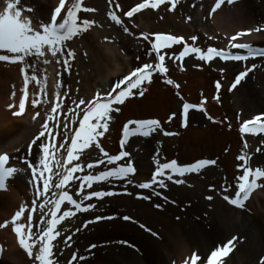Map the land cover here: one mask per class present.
<instances>
[{
    "label": "rangeland",
    "instance_id": "rangeland-1",
    "mask_svg": "<svg viewBox=\"0 0 264 264\" xmlns=\"http://www.w3.org/2000/svg\"><path fill=\"white\" fill-rule=\"evenodd\" d=\"M8 2L9 0L3 2L0 0L1 11ZM73 2L74 0H68V6ZM139 2L142 0H113L111 4L108 3V0H83L82 9L78 13V22L83 20L95 22L87 31H81L73 39L65 42L63 51L56 58H53L50 53L44 57H25L24 66L27 68L30 65L31 71H36V76H38L42 86L41 96L44 106L41 108L44 110L38 109L40 113L38 123H40L41 129L44 123L49 124L48 131L54 133L51 143L59 145L67 141L70 144L76 125L82 116L80 109L77 108L80 99L91 100L97 92L107 93L118 79H122L124 75L136 67L145 63L155 64L158 62L157 55L152 50V44L155 41L154 34L161 33L184 37L185 44L199 47L204 51L209 47L223 49L222 47L226 45L222 40H216V37H206V33L202 30L204 25H209L215 21L217 13L210 14L215 0L179 1L174 11H169L171 5L168 4L161 5L158 9L142 10L132 18L123 15L124 12ZM117 4L120 7H116ZM58 5L59 0H20L19 3L22 10L25 8L33 9L31 12L22 11V17L28 15L32 20V27L36 29H39L41 23L50 22L51 12ZM85 8L95 9V11H84ZM220 11H222L221 16L224 19L234 13L236 17L241 15L236 24H241L242 27L235 28L233 32L253 30L252 32L260 36L259 40L252 42L253 47L264 49V0H238L235 5L225 3ZM109 12H115L119 15L123 20V25L112 21L108 15ZM63 15H66V10H62ZM189 17H191L190 20ZM180 26L185 27L184 32L187 31L180 33ZM125 27L129 29V32L124 31ZM256 28H260L261 31H254ZM144 35H148L149 40H144ZM193 36L197 39L192 40ZM182 48L181 43L160 50V54L165 55V66L168 68V72L166 74L158 73L152 77L151 83L145 82L143 89L146 91L143 97L136 95L129 98L124 105L119 106L121 111L119 113L114 112L112 119L108 121V131L102 137L97 138L109 155H118L120 152L126 151L129 153L128 157L123 158L116 165L105 163L89 169L87 165L102 158L103 154L96 147L84 149L82 152L78 151L77 154L80 159L74 164L79 163L83 169V171L75 174L79 177L86 174H98L108 167L129 162L135 167L136 172L130 174L128 178H110L108 181L95 183L91 189L84 186L83 192L85 194L89 191L104 190L114 191L119 195L105 197L103 200L92 198L91 201H85V204L90 202L96 207L88 212H78L75 217L67 218L62 222V225L59 226L61 236L54 242L55 254L53 259L55 264H69L73 254H76L77 259L72 264H78L80 247L89 242L90 239L87 237L91 238L100 225L103 231L115 230L119 223L136 225L142 231L145 229L140 228L139 224H144L147 228L152 229V232L158 233V236L155 237L163 240L166 244L177 243L179 232L176 230L178 226L174 227L177 222L182 231H187V225L196 222L211 230L215 224L221 223L215 206L219 203L222 204V202L230 203L224 199V196L234 197L238 177L243 174V169L240 167L243 162L238 157L245 155L248 157V167L253 170L257 167L264 170V132L256 131V129L251 133L241 132L245 121H254L257 116H261L264 120V114H259L264 111L262 109L264 102V56L252 57L247 61H224L216 58L209 63L197 59L196 54L179 57ZM232 51H236L238 54L246 53L245 50ZM69 52L74 55H68ZM0 55H10V53L6 50H0ZM45 59L49 60V63H44ZM64 61L67 63L65 64ZM3 62L0 61V64ZM253 65H255L254 68ZM248 69L252 70L235 89H232L231 86L235 82L236 76ZM170 78L174 79L172 85L165 82ZM217 82H220L221 85L219 90L216 87ZM249 82L253 84L255 90H258L260 98L263 97L259 100L258 107L255 103L251 104L246 93ZM176 84L179 85V88L175 87ZM17 91L18 89H16L15 94ZM23 95L24 89L18 95L3 98L0 115H5V122L8 118L23 120L24 114L19 117L12 114L14 110H18L19 100ZM185 100L199 103L206 110H189L186 127L180 123L179 109ZM10 104L16 105V108H10ZM57 104L60 107L56 113H52L51 108ZM73 109H76V113H80V115L73 113ZM173 113L175 114L174 117L172 116ZM49 115H53L55 119L48 121ZM170 117L172 118L169 119ZM127 118H130L128 122L133 121L131 118L156 119L160 122V127L148 136L130 134L124 139L122 132ZM260 122L258 121V123ZM13 125L17 130L10 136L1 135L0 147H7L25 132L23 122L15 121ZM65 125L67 126L65 127ZM165 132L176 133V135H165ZM43 140L44 138H42V142ZM121 141L124 143L122 144ZM20 149L19 147L13 155L9 156L8 162L21 169L24 176L26 175L25 171H27V175L32 178L31 169L25 163L27 152L23 153ZM5 152L8 153V151ZM38 153L39 150L37 149V166ZM64 153L66 154L64 149L56 151V159L66 162ZM154 158L160 160L161 163L176 160L181 166L201 159L215 160L216 164L206 166L198 172L174 176V180L180 179L184 183L177 184L174 180L166 181V188L161 189L159 186H154V192L153 189L138 187L140 183L151 180L156 167ZM51 166L54 173L64 171L62 168L57 169L54 162ZM8 167L12 166L8 165ZM53 180L58 182L59 177L53 175ZM258 183L264 185V178ZM30 184L33 188V184ZM81 184L82 181H72L65 190L69 191L74 198L80 199L77 190L81 188ZM52 191L58 192L59 189L53 188ZM157 192L160 195H156ZM128 193H135L134 198L138 199L137 201L144 200L138 198L139 194V196H150L149 203H154V197H159L160 199H156L168 205H175L178 213L170 219L171 224H174L173 227L172 225L164 224V227L162 224H158L159 221L153 214H150V211L139 213L138 210V213L142 214L143 217L135 216L137 211L134 206L131 205L128 208L124 205L127 204L125 201L129 199L123 197ZM263 195L264 187L256 188L251 193L250 198L246 200L244 207L238 206L236 210L239 212L240 221L236 228L228 230L223 236V243L229 245V242H233L237 235L245 232V229H252L254 234H256L255 230L262 229L264 231ZM49 198L55 199L56 197L50 193L49 197L37 200L38 205L43 204ZM230 205L234 207L233 204ZM68 208H72V206L62 205V210ZM41 211L39 209L38 212H35L38 218L46 219L49 217L47 215L42 217ZM43 212L46 213L47 208ZM28 213H31V209ZM123 215H132L138 223L124 221ZM96 216H114L116 219L99 221L87 228L83 227L86 221L92 220ZM12 217L11 214H8L2 223L8 221L10 226ZM77 228H80L79 232L76 231ZM164 229L170 234L169 238L163 236ZM69 235L72 236V240L65 243L66 237ZM232 245V250L236 249L234 252L237 251V255L239 249ZM4 252L6 253L5 245ZM5 253L1 256L0 264L11 263L12 258L8 253ZM175 255L176 253L170 254L172 258ZM207 257L204 264L207 262ZM263 257L264 253L262 252L258 259ZM230 260L231 257H228L223 264H231ZM257 262L259 261L257 260Z\"/></svg>",
    "mask_w": 264,
    "mask_h": 264
},
{
    "label": "snow or ice",
    "instance_id": "snow-or-ice-1",
    "mask_svg": "<svg viewBox=\"0 0 264 264\" xmlns=\"http://www.w3.org/2000/svg\"><path fill=\"white\" fill-rule=\"evenodd\" d=\"M20 0H9L7 6L0 11V50H6L10 55H0V61L9 63H24L25 57L37 56L44 57L48 53L51 54L53 58H56L59 53L63 51L65 42L70 41L78 35L81 31H87L94 21L83 20L78 22V13L82 9L83 0H74L70 6H68V0H59V5L54 8L51 12L50 22L41 23L39 29L32 27L31 18L22 17V11H33L31 8L21 9L19 7ZM108 3H113V0H108ZM179 0H142L131 7L130 10L123 13L124 16L129 18L134 17L137 13H140L145 9H158L161 5L170 4L171 7L169 11H174ZM227 3L229 5H235L238 0H215L214 5L211 8L212 13H216L222 8V6ZM120 7V5H116ZM62 10H66V15L62 16ZM84 11H95V9H83ZM109 17L116 24L123 25V20L115 12H109ZM191 17H189V20ZM127 33L129 29L124 28ZM253 30L239 31L234 35L230 36L228 41V48L232 50H245L246 54H238L236 51L217 49L215 47H209L206 51L199 47H188L185 46L183 51L179 53V57L188 56L190 53L197 55V59L205 62H212L216 58H220L224 61H247L249 58L256 56H264V49H256L250 43L237 42L240 37H245L251 35ZM254 31H261L260 28H256ZM143 35V34H142ZM155 41L152 44V50L156 53L158 58V63H145L142 66L136 67L134 70L124 75L122 79H118L114 86L104 94L97 92L95 97L91 100L80 99L77 103V108L80 109L82 113V119L79 120V127L75 130L74 135L71 137L70 144L65 141L64 144H54L51 143V139L54 138V133L49 132V124L46 122L42 125V130L36 135L31 143L28 145L29 155L32 153L33 147L39 150L38 156V166L34 164L31 160L25 159V163L31 169L33 186L36 188L38 198L48 197L51 193L55 196V199H46L43 204H39L38 207L41 211L42 217L47 215L50 218L46 221L41 219L42 227L37 232L33 224L32 214H25V206L21 205L19 210L16 211L15 215L12 217V224L15 225L14 231L17 234L19 245L25 250L28 257L32 258L37 264H55L53 259L55 241L61 236V231L59 226L62 225L67 218L75 217L78 212H88L94 209L96 205L92 203L85 204V201H91L92 198L98 200H103L105 197L119 195L114 191H89L87 194L83 192L84 186L91 189L95 183L108 181L110 178L124 179L128 178L130 174H135L136 169L132 163H126L123 165H117L106 168V170L100 171L98 174H86L83 177L75 175L78 172L83 171L79 163L80 156L77 154L78 151L82 152L84 149H91L96 147L103 154L102 158L96 160L94 163H89L87 167L89 169L93 168L95 165H116L117 162L121 161L123 158L129 156L126 151L120 152L118 155H109L103 147L100 145L98 137H102L109 129L108 121L112 119V114L119 113L122 106L126 103L129 98L139 95L143 97L146 89H143L145 82L151 83L153 73L166 74L168 68L165 66V55L160 54L162 48H168L174 44H181L184 41V37H177L170 34H154ZM144 40H149L148 35L143 36ZM192 40H196L197 37L193 36ZM68 55H74L69 52ZM44 63H49V60L45 59ZM66 64L67 61H64ZM253 68L255 65L252 66ZM252 69L240 72L236 78L235 82L232 84L231 88L235 89L241 81L248 75ZM21 73L24 75L25 90L24 95L19 100L18 110L13 111L14 116H22L26 110V99L28 96L27 85L29 83V77L26 68L20 69ZM223 71V69H221ZM32 79H36L35 76ZM167 84L172 85L174 82L171 79L165 81ZM220 82H217L216 87L219 90ZM175 87L179 88L176 84ZM143 89V90H142ZM231 90V89H230ZM15 96V93L12 94ZM219 98L218 96L216 97ZM38 101L33 100L32 104L36 105ZM84 106V107H81ZM10 108L15 109L16 105H9ZM60 107L57 104L55 107L51 108L52 113H56L57 109ZM197 109L200 111H206L202 105H193L189 103L183 104V117L184 123L182 126H187V121L189 117V110ZM76 113V109L72 110ZM80 113H76L78 116ZM40 116L37 112L33 119ZM174 117L175 114L173 113ZM170 117L169 119H171ZM48 121H53L55 117L49 115L47 117ZM209 119H212L209 117ZM256 121H261L259 124ZM135 124L138 127L132 129V134H141L143 136H148L154 132L158 127H160V122L156 119L150 120H138L129 121L124 125L123 135L125 138L129 136V125ZM251 125V126H250ZM67 125H65L66 127ZM260 132H264V120L261 116L255 117L254 121H245L241 132L251 133L254 129ZM165 135H176V133L165 132ZM42 138H44L42 142ZM123 144L124 141H121ZM247 147V145H245ZM59 149H64L67 153L66 162L57 160L55 153ZM260 151V149H257ZM10 157L7 153L0 154V189L6 190V181L8 178L12 177L18 170L14 167L6 166ZM240 161L243 162L240 167L243 169V174L238 177L237 190L235 191V197H230L225 195L224 199L229 201L233 205L243 206V201L250 198L251 193L259 187H264L258 183L262 178H264V170L257 167L252 169L247 166L248 157L245 155H240L238 157ZM55 163L57 169L62 168L64 171L54 173L52 163ZM155 171L153 172L152 178L149 182L140 183L138 185L141 189H153L154 186H159L161 189L167 187L166 181H173L174 176H184L188 173L198 172L200 169L215 165V160L201 159L194 163L181 166L176 160H171L170 162L161 163L160 160L155 159ZM74 166H71L73 165ZM53 175L59 177L58 182L53 180ZM82 181L81 188L77 190L80 199L74 198L69 191L65 190L70 182L72 181ZM42 182V187H41ZM175 183H184L183 180L175 179ZM59 189V192H53L52 189ZM160 195V193H155ZM139 199H151L150 196H139ZM165 199H167L165 197ZM211 199V197H208ZM71 205L72 208L62 210V205ZM156 208H161L162 205H155ZM47 208V212L43 210ZM74 208V210H73ZM37 210L36 202H33V207L31 212ZM62 213V214H61ZM24 217L26 223L20 222L21 217ZM114 216H96L92 220H88L83 224L84 228H87L91 224H95L99 221L114 220ZM122 219L124 221L138 223L132 215H123ZM179 219V218H178ZM9 226V222L5 221L0 224V228H6ZM139 227L150 232L153 236H158V233L152 232V229L147 228L144 224H139ZM77 232L80 228L76 229ZM72 240V236L66 237L65 243ZM232 241L226 247L218 248L211 252L207 257V264H223V258L227 257L232 251ZM95 248L96 245H91ZM3 253V249L0 248V254ZM77 259L76 254H73L72 260L69 264ZM81 259H83L81 257ZM183 264H204V260L196 254L192 253L190 257L183 261ZM260 264H264V259H261Z\"/></svg>",
    "mask_w": 264,
    "mask_h": 264
},
{
    "label": "bare ground",
    "instance_id": "bare-ground-1",
    "mask_svg": "<svg viewBox=\"0 0 264 264\" xmlns=\"http://www.w3.org/2000/svg\"><path fill=\"white\" fill-rule=\"evenodd\" d=\"M216 13L215 21L211 22L209 25H204L202 30H204L208 38L213 36L226 44L230 36L235 34L233 32L234 29L242 27L241 24H236V21L239 20L241 15L236 17L234 13L232 16L224 19L221 16L222 11L219 10ZM180 27V33H185L187 31L184 32V26ZM259 38V35L251 32V35L241 37L240 42H255L259 40ZM227 47L228 45L225 48ZM21 68H26L24 63L14 64L3 62L0 64V109L3 105V98H8V96L15 93L16 89H18V91L15 95H18L23 89L25 90L24 75L20 71ZM31 69L30 65L26 68L29 83L27 85L28 96L26 99L25 117L22 118L23 120L8 118L5 122V115H0V136H10L14 134L17 130L13 125L15 121L25 124V132H23L18 139L8 144L7 147L3 148V146H1L0 154H4V151H8L7 154L9 156L13 155L15 150L20 147L21 152H27L25 158L37 164V148L33 147L32 153L29 155L28 145L42 130L40 123H38V119L40 118L37 117L33 119V117L38 112V109L44 110L41 108V106H44V101H42V86L39 83L38 76H36L37 73L36 71H31ZM33 76H35L36 79H32ZM247 87L248 91L246 93L251 104L255 103L258 107L259 100L263 99V97L260 98L258 90L254 89L252 83L249 82ZM33 100L38 101V103L33 105ZM262 109H264V102L262 103ZM259 114H264V111ZM8 165L16 168L18 171L7 179L6 190L0 189V224L7 218L8 214L14 216L21 205L25 206V214H27L29 209H32L34 201L37 205L36 211L38 212L39 210L37 200L40 198L37 196L36 188H34V186L33 188L31 187L30 181L32 178L27 175V171H25L26 175L24 176L23 171L17 166L10 164V162L7 163V166ZM134 194L135 193H128L123 198L129 199L125 201L127 202V204H124L126 207L130 208L131 205L134 206L137 211L135 216L143 217L142 214L139 213L150 211V214H153L157 221H159L157 222L158 224H162L164 227L165 225H172L173 227L174 224H171L170 219H172L171 217L173 215L178 213L175 205L165 204L159 201V197H154V203H149V200L146 199L137 201L138 199L134 198ZM128 196L135 200H131ZM157 204L162 205V207L156 208L155 205ZM215 210L221 223L215 224L211 230L206 229L196 222L192 225H187V231H182L177 222L174 227L178 226L176 231L179 232V237L177 243L173 242V244H166L163 240L153 236L146 230L140 231L136 225L132 226L119 223L118 227H115V230L107 229L105 231H103L100 225L99 229L94 231L91 238L87 237V239H90L89 242L80 247L78 264H183V261L188 259L192 253L198 254L202 260H205L206 256L210 255L212 251L223 246V236L226 235L228 230L230 231V229L236 228L240 221L239 212L230 204H225L224 202H222V204L219 203L215 206ZM35 212L32 213L33 224L35 231L38 232L42 227L41 218H38ZM47 219L49 218H43L45 221ZM20 222L26 223L23 216ZM10 223L11 225L9 227L0 230V245L6 246V253L12 258L10 262L13 264H37V262L28 257L25 250L20 247L17 234L13 230L15 225L12 224V220ZM255 232L256 234H254L252 229H245V232L243 231L241 235L235 237L232 246L238 248L239 251L237 255V251L234 252L236 249L234 251L232 250L229 254L228 257H231V264H260L261 259H264V257L258 259L259 255L262 252L264 253V231L259 229V231L255 230ZM163 236H167V238L170 236L166 229H164ZM91 245H96V247L92 248ZM4 253L3 251L2 255H4ZM171 253L172 255L176 253V255L172 258L170 256ZM81 257L83 259H81ZM1 258L2 257H0V259ZM257 260L259 262H257Z\"/></svg>",
    "mask_w": 264,
    "mask_h": 264
}]
</instances>
